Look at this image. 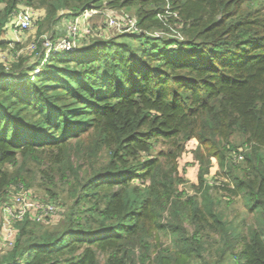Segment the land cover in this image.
<instances>
[{"label": "trees", "instance_id": "16d2710c", "mask_svg": "<svg viewBox=\"0 0 264 264\" xmlns=\"http://www.w3.org/2000/svg\"><path fill=\"white\" fill-rule=\"evenodd\" d=\"M22 6L38 60L90 8L141 31L103 27L33 78L37 55L0 61V201L21 184L61 210L15 223L0 264H264V0H0V51Z\"/></svg>", "mask_w": 264, "mask_h": 264}, {"label": "built area", "instance_id": "2783aa9c", "mask_svg": "<svg viewBox=\"0 0 264 264\" xmlns=\"http://www.w3.org/2000/svg\"><path fill=\"white\" fill-rule=\"evenodd\" d=\"M95 16L103 17L102 24L107 31L111 30L116 33H134L141 31L136 24V19L128 12L122 10L111 11L108 9L90 8L71 17L70 20L67 21L66 29L62 35L53 36L52 33L42 34L40 36V44L44 56L41 60H38L40 55L35 53L38 42L30 41L25 46L21 45V43L24 42L20 41V39L23 38L22 34L33 28L35 20V11L22 6L15 11L7 26L5 38L10 40L8 48L0 51V61L4 62L5 72H8L9 67L6 65V62L11 54L16 58V56L20 54L29 53L34 56L37 55L34 62L39 61L28 73V77L33 78V75L39 73L44 60L48 56L56 53L76 51L80 46L79 42L83 40V36H105L102 26L89 23V19L91 20ZM163 17L164 16H160V18ZM154 34L158 36L160 33ZM177 38L181 39L182 37L178 36ZM17 44L20 45V48L16 51L14 47ZM9 49L12 50L10 55L6 53ZM238 159H241L240 155ZM0 209V254L11 250L15 244L17 232L15 223L25 218L35 222H48L50 220H56L61 213L57 202L40 199L21 184L15 186L14 190L9 193L6 200L1 203Z\"/></svg>", "mask_w": 264, "mask_h": 264}, {"label": "rangeland", "instance_id": "374dc122", "mask_svg": "<svg viewBox=\"0 0 264 264\" xmlns=\"http://www.w3.org/2000/svg\"><path fill=\"white\" fill-rule=\"evenodd\" d=\"M103 17L102 16H95V17H93V19H89V23H91V24H93L94 25V23L95 22H97V23H95V24H98L99 26H102V28H103V22H102V19ZM55 29H57V28H55ZM110 32V31H109ZM31 36L29 35L25 40H23L24 42L23 43H21V45L22 46H25L28 42V39L30 38ZM207 178V180L209 181V183L211 182V184L212 183H217L218 181H214V179H213V177H211V175L210 176H207L206 177ZM194 178L190 175V174H188V172H187V185H186V188H187V190L189 191V192H191V187L189 186V184L192 182V180H193ZM221 179H223V177L221 178ZM220 182H222V180H220ZM56 200H58V199H56ZM60 201V200H59ZM61 203V202H60ZM0 205H1V201H0ZM231 207H234L235 208V210H238V211H240V213L242 214V212L245 210V208H244V206L241 204V200L239 199V198H235V200L233 201V203H232V205H231ZM0 219H1V209H0ZM252 220V218L251 217H249L248 218V221H251ZM1 223V222H0ZM1 255H3V254H0V256ZM99 260H100V262H99V264H103V258H101V257H99Z\"/></svg>", "mask_w": 264, "mask_h": 264}, {"label": "crops", "instance_id": "0c3cea01", "mask_svg": "<svg viewBox=\"0 0 264 264\" xmlns=\"http://www.w3.org/2000/svg\"><path fill=\"white\" fill-rule=\"evenodd\" d=\"M66 25H67V21H61L57 26H56V28H57V33H59V34H62V33H64V31H65V29H66ZM10 38H11V36H10Z\"/></svg>", "mask_w": 264, "mask_h": 264}]
</instances>
